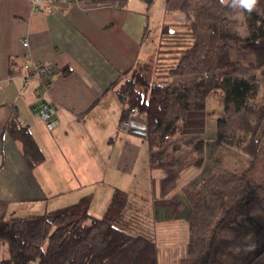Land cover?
<instances>
[{"label":"trees","instance_id":"trees-1","mask_svg":"<svg viewBox=\"0 0 264 264\" xmlns=\"http://www.w3.org/2000/svg\"><path fill=\"white\" fill-rule=\"evenodd\" d=\"M93 1L121 9L129 3ZM143 1L151 7L155 0ZM165 1L158 45L112 84L121 104L119 125L137 113L133 126L146 131L137 134L149 142L150 168L203 167L205 140L185 134V128L192 115L206 108L211 93L224 94L216 141L242 153L248 166L212 165L184 186L189 235L177 264H227L240 252L243 221L264 214V0H257L251 12L222 0H179L176 9H171L175 0ZM237 10L243 13L245 34L233 17ZM6 129L22 142L30 167L44 161L28 125L11 118ZM152 205L116 188L102 215L91 212L89 198L40 214L0 215V264H160ZM183 206L182 201L170 204L171 219ZM3 244L6 258H1ZM247 264L264 260L258 255Z\"/></svg>","mask_w":264,"mask_h":264},{"label":"crops","instance_id":"crops-1","mask_svg":"<svg viewBox=\"0 0 264 264\" xmlns=\"http://www.w3.org/2000/svg\"><path fill=\"white\" fill-rule=\"evenodd\" d=\"M130 3L121 9L112 2L64 1L54 7L43 3L36 9L30 0H0L1 216L40 214L88 198L92 204L108 176L113 185L106 186L107 202L98 204L97 215L105 213L120 188L153 202L155 215L160 200L168 203L167 209L173 202H184L189 216L184 186L199 178L204 165L175 172L152 169L147 161L142 168L145 183L140 185L131 153L141 145L119 125L121 104L112 84L122 71L154 50L143 45L150 27L147 3ZM37 62L55 67L46 84L30 75L31 65ZM45 109L57 118L56 125L49 124ZM11 118L28 125L44 151L39 165L30 167L22 142L6 129ZM158 246L160 264H177L183 257L165 259L159 241Z\"/></svg>","mask_w":264,"mask_h":264},{"label":"rangeland","instance_id":"rangeland-1","mask_svg":"<svg viewBox=\"0 0 264 264\" xmlns=\"http://www.w3.org/2000/svg\"><path fill=\"white\" fill-rule=\"evenodd\" d=\"M131 0H129V5ZM179 0H175L171 3V9H176ZM48 4V3H47ZM56 5H52L54 7ZM166 1L165 0H155L151 7H149V17H150V27L147 35V39L144 41V48L147 50H152L158 45L161 24L164 19ZM233 17L238 19L239 22V33L245 34L246 24L242 11L237 10L233 13ZM24 43V41H23ZM239 45V44H237ZM129 74V73H128ZM128 75L122 77L126 78ZM224 108V94L222 92H213L208 96L206 108L202 111H197L196 114L192 115V118L188 120L187 126L185 128V134L202 138L205 140V163L202 169V174L198 177L204 175L209 167L212 165H218L221 167H227L239 170L243 167L248 166V161L243 159V154L239 153L236 149L227 146L225 144H217L216 134H217V119L222 114ZM48 109H45V111ZM121 126V125H120ZM122 130V129H121ZM125 130H122L124 132ZM126 135H130L132 140H137L136 144L141 145L134 147L131 153L132 164L131 167L135 169L134 171L139 172L137 176L138 183L143 185L145 183L143 166L147 162V155L149 151V142L144 136L134 134L130 131H125ZM100 140V145H103L102 137L97 136ZM261 140L264 143V130L261 134ZM128 144L126 148H128ZM184 151V150H183ZM103 152V151H102ZM217 160V161H216ZM220 162H219V161ZM113 161L112 159L110 160ZM144 171V172H143ZM129 178L126 176V179ZM125 179V180H126ZM108 180V181H107ZM103 184H101V190L96 194V197L92 199L91 212L95 215L98 214L99 205H103V201L107 202L108 193L106 191V186L113 185V178L108 176ZM117 183V181H115ZM173 186V185H171ZM162 200V199H161ZM188 207L189 203L187 201ZM168 203L163 201H158L157 203V224L156 232L157 239L162 247V254L165 259L171 256H177L180 258L184 256L186 252V243L188 241V210L186 206V211L181 210L179 216L176 219H171L169 216V209L165 206ZM2 208H6L3 206ZM190 208V207H189ZM100 215V214H99ZM243 232L239 234L238 240L241 244L240 253L232 255L233 258L238 259L236 263L230 262V264H247L251 259L257 256L264 260V214H259L253 219L244 220L242 223ZM263 250V252H262ZM261 252V254H260ZM263 253V254H262ZM9 256V251L7 244L2 245L1 258H6ZM236 256V257H235ZM172 258V257H171ZM231 261V259H227ZM229 264V262H226ZM32 264H39L38 261H33ZM161 264H172L170 262H162Z\"/></svg>","mask_w":264,"mask_h":264},{"label":"built area","instance_id":"built-area-1","mask_svg":"<svg viewBox=\"0 0 264 264\" xmlns=\"http://www.w3.org/2000/svg\"><path fill=\"white\" fill-rule=\"evenodd\" d=\"M32 4L35 6L36 9H39V6L42 5L43 3H48L49 6L52 5H57L58 3L64 2V1H75V2H80V0H30ZM24 44L26 46L29 45V42L27 39L24 40ZM29 54V53H28ZM55 67L51 63H43V62H37L33 63L30 67V75L38 76L42 79L43 83L46 84L49 82V76L53 73ZM44 115L46 118L49 119V124L51 126H54L57 124L58 120L55 117H52V113L50 110H46L44 112ZM137 113L135 111H132L128 118H126L122 123H121V129L125 131H129L133 123L135 121Z\"/></svg>","mask_w":264,"mask_h":264},{"label":"clouds","instance_id":"clouds-1","mask_svg":"<svg viewBox=\"0 0 264 264\" xmlns=\"http://www.w3.org/2000/svg\"><path fill=\"white\" fill-rule=\"evenodd\" d=\"M222 2L229 4L233 9L241 8L249 12H251L257 4V0H222Z\"/></svg>","mask_w":264,"mask_h":264},{"label":"water","instance_id":"water-1","mask_svg":"<svg viewBox=\"0 0 264 264\" xmlns=\"http://www.w3.org/2000/svg\"><path fill=\"white\" fill-rule=\"evenodd\" d=\"M45 102H46L45 99L41 100V103H45ZM132 131L136 132V133H140V134H146V131L144 129H142L141 127H138V126H133Z\"/></svg>","mask_w":264,"mask_h":264}]
</instances>
